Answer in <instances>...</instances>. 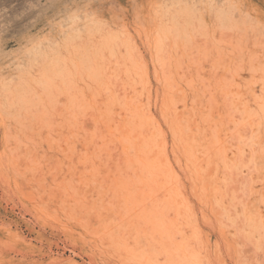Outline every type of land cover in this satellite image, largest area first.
<instances>
[{
    "label": "rangeland",
    "instance_id": "1",
    "mask_svg": "<svg viewBox=\"0 0 264 264\" xmlns=\"http://www.w3.org/2000/svg\"><path fill=\"white\" fill-rule=\"evenodd\" d=\"M188 262L264 264V0H0V264Z\"/></svg>",
    "mask_w": 264,
    "mask_h": 264
},
{
    "label": "bare ground",
    "instance_id": "2",
    "mask_svg": "<svg viewBox=\"0 0 264 264\" xmlns=\"http://www.w3.org/2000/svg\"><path fill=\"white\" fill-rule=\"evenodd\" d=\"M230 9H231V7L229 8V9H226L225 11L224 10H217L218 11V14L221 16V17H223V24H227L228 22H227V20H226V18H227V16H228V13L230 12ZM172 15H174L173 13H172ZM191 18V15H190V17H189V19ZM188 19V18H187ZM88 31H91L90 30V28L88 29ZM80 31L78 30V31H76V33L75 34H73V39H71V40H68V41H66V42H64V43H66V44H70V42H72V40L74 41L75 39H76V37L78 38V37H80L81 35V33H79ZM111 38V37H110ZM113 39H115V37L113 38ZM107 40H109V38L107 39ZM107 40H105V41H107ZM111 40V39H110ZM104 42V41H103ZM111 42V41H110ZM114 42V41H113ZM107 43V42H106ZM112 43V42H111ZM110 43V44H111ZM101 44H103V43H101ZM101 44H100V47H99V49L101 48ZM107 44H109V43H107ZM106 44V45H107ZM113 44V43H112ZM112 44H111V47H112ZM104 45V44H103ZM103 45H102V47H103ZM77 47H82L81 48V50H78V51H76L75 50V52H76V56L77 57H79V59L82 61V63H84V64H86L89 68H91V70L92 71H95V72H97V70H98V68H99V66H100V64H101V62H102V60H98V61H95L94 59H96V55L98 54L97 52L95 53V51H97V48L95 49V50H93L92 49V51L90 52V50L88 49V47L90 46H88L87 45V42H83L82 44L80 43L79 45H76ZM76 46H74V47H76ZM90 47H92L93 48V46H90ZM95 47V46H94ZM108 47V46H107ZM110 46H109V48H111ZM98 49V50H99ZM74 50V49H73ZM94 51V52H93ZM100 51V50H99ZM98 51V52H99ZM34 53H35V51H34ZM37 55L35 54V57H36ZM42 57H44V59H45V67H47L52 73H53V76L54 75H57L58 77H60V78H68V76H69V71H68V69H67V66L65 65V58L63 57V55H62V53H61V50H60V48H58V47H56L54 50H50L49 52L47 51H45L43 54H42ZM92 60H94V62L92 63ZM51 73V74H52ZM53 76H51V77H53ZM41 81H42V83H46L47 82V79L46 78H42L41 79ZM32 83L33 82H30L29 80H26L25 78L24 79H22L21 81H20V83L15 87V92L13 93V99H15V100H18L19 101V103L23 106V105H26V106H29L30 104H33V101H32V99L31 98H27L26 96H25V94L28 96V94H29V92L31 93V91L30 90H32L31 89V85H32ZM34 88V87H33ZM30 89V90H29ZM34 90V89H33ZM35 93V92H34ZM24 97H26V98H24ZM14 102V101H13ZM12 102V103H13ZM31 107V106H30ZM33 108V107H32ZM31 108V109H32ZM33 111V110H32ZM141 245V244H140ZM169 261V260H168ZM189 263V262H188ZM190 264V263H189Z\"/></svg>",
    "mask_w": 264,
    "mask_h": 264
}]
</instances>
